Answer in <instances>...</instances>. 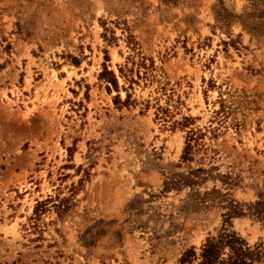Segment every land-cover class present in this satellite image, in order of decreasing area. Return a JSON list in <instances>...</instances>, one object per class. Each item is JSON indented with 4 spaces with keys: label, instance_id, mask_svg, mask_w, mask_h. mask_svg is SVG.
<instances>
[{
    "label": "rangeland",
    "instance_id": "1",
    "mask_svg": "<svg viewBox=\"0 0 264 264\" xmlns=\"http://www.w3.org/2000/svg\"><path fill=\"white\" fill-rule=\"evenodd\" d=\"M221 1L0 0V264H176L222 228L264 243L257 219L165 189L206 170L201 192H264V0ZM183 116L205 134L190 163Z\"/></svg>",
    "mask_w": 264,
    "mask_h": 264
},
{
    "label": "trees",
    "instance_id": "2",
    "mask_svg": "<svg viewBox=\"0 0 264 264\" xmlns=\"http://www.w3.org/2000/svg\"><path fill=\"white\" fill-rule=\"evenodd\" d=\"M220 4L223 5L221 0ZM223 9L227 15L221 18L224 22L229 23V18L240 20L242 17L234 14L232 15L227 9ZM107 58L106 56V60ZM142 59L143 62L140 64V67L145 68L147 65L144 62V58ZM119 72L131 85L137 82L133 75L134 68L120 67ZM105 75L110 77L107 81L118 89V81L115 73L105 67L104 71L101 73V77L104 78ZM144 75V77L148 76L146 72ZM137 77L139 79L142 78L140 71L137 72ZM108 90L110 91L109 87ZM125 91L127 92V90ZM117 92L118 94L114 97L115 104L125 106L135 103L130 93L127 92L126 99L121 101L119 90H117ZM223 107L224 104L221 105V108ZM158 111L162 116H165L163 118H166L167 110L159 107ZM194 122V118L183 116L180 121L175 120L172 125L174 128L180 127L181 129H186V140L181 157V161L184 163L192 162L195 159L196 153L200 151L201 146H203L201 142L205 134L202 128L194 126ZM205 174H207L206 170L191 171L187 175L184 173L173 174L165 181V189L171 190L181 187L190 188L188 208L207 209L214 205L217 200L218 204L220 203L227 209L225 214L227 219H231V217L250 216L264 224V192L259 193L258 199L250 203H240L229 197L228 194H222L221 191L215 187L211 190L201 192L199 190V185L207 180V175L205 176ZM226 178L228 179L229 177ZM50 201L51 198L37 203L33 212V217L29 219V223L33 229H36L40 214L42 211L46 210L45 206ZM62 203L63 200H59L58 206L62 205ZM176 264H264V243L250 245L248 241L236 231L229 228H222L216 234L209 235L199 247L191 246L186 248L177 259Z\"/></svg>",
    "mask_w": 264,
    "mask_h": 264
}]
</instances>
